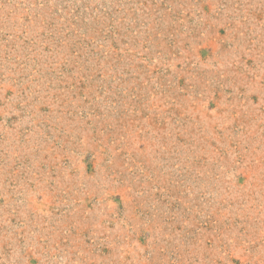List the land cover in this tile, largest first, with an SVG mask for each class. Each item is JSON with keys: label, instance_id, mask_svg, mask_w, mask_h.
<instances>
[{"label": "rangeland", "instance_id": "1", "mask_svg": "<svg viewBox=\"0 0 264 264\" xmlns=\"http://www.w3.org/2000/svg\"><path fill=\"white\" fill-rule=\"evenodd\" d=\"M0 264H264V0H0Z\"/></svg>", "mask_w": 264, "mask_h": 264}]
</instances>
